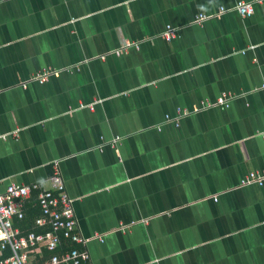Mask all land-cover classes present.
I'll return each mask as SVG.
<instances>
[{
    "label": "crops",
    "instance_id": "obj_1",
    "mask_svg": "<svg viewBox=\"0 0 264 264\" xmlns=\"http://www.w3.org/2000/svg\"><path fill=\"white\" fill-rule=\"evenodd\" d=\"M239 1L256 0H0V191L48 188L58 163L91 239L62 256L264 264V187H240L264 171V0L251 19L230 10L195 24ZM124 40L140 49L108 54ZM47 67L74 70L22 88ZM224 94L229 107L194 112ZM180 110L193 114L166 123ZM44 248L27 251L29 264Z\"/></svg>",
    "mask_w": 264,
    "mask_h": 264
},
{
    "label": "built area",
    "instance_id": "obj_2",
    "mask_svg": "<svg viewBox=\"0 0 264 264\" xmlns=\"http://www.w3.org/2000/svg\"><path fill=\"white\" fill-rule=\"evenodd\" d=\"M263 0H256L255 2L239 1L232 9L224 6L220 7L218 13L213 16L202 15L196 19L195 24L201 25L211 19H220L228 14L230 10L237 13L243 20L251 19L255 14L256 3H262ZM164 39L173 41L179 37V29L169 26L165 33ZM130 48L136 51L140 49L139 42L124 40L122 47L114 52L108 53L109 55L122 56ZM108 55L101 56V60H106ZM74 68H67L62 70H54L52 68H43L37 73L33 74L27 82L21 84L23 89H27L29 84L45 85L50 81V78L56 77L63 72H73ZM264 88V82L262 83ZM231 96V95H230ZM230 96L224 94L215 102L205 101L203 106L199 107L195 113L210 109V107L230 106ZM82 109L88 107L94 110L95 105L81 106ZM179 116L176 119L167 117L166 123L175 122L178 124L181 117L189 116L193 113L179 111ZM162 132L161 128L157 129ZM6 139V136L0 135V139ZM121 142L117 138L111 143L102 145V149L106 146L116 147ZM48 188H44L39 184L32 186L20 185L17 183L9 184L6 189L0 191V242L2 243L1 249L4 251L10 249L12 255L1 260L0 264H29L30 260L27 251L36 246H46L49 251H56L63 245V239L72 240L75 243L83 245L85 248L89 247L91 239L86 238L80 230V224L76 212V198L73 197L66 186L65 181L59 171L58 163L53 164V173L48 178ZM256 185L264 187V171L262 172H249L241 181L240 187ZM36 191V200L38 208L40 209L41 216L36 218L34 225L37 228H48L45 233H27L23 235L20 229L15 228L13 224L14 219L24 218L25 204L28 199L32 197V192ZM218 199V198H217ZM130 226V225H129ZM129 226H122L120 231H129ZM99 241L104 242L103 237H98ZM92 255L89 250H74L66 256H53L51 262L48 264H92Z\"/></svg>",
    "mask_w": 264,
    "mask_h": 264
},
{
    "label": "trees",
    "instance_id": "obj_3",
    "mask_svg": "<svg viewBox=\"0 0 264 264\" xmlns=\"http://www.w3.org/2000/svg\"><path fill=\"white\" fill-rule=\"evenodd\" d=\"M36 193H37L36 191L32 192V196H33V199L35 200V202L33 204H29V203L27 204L26 210H25V212H26L25 218L16 222V226L18 228H20L21 233L23 235H26L27 233H31V232L40 233V232H45L46 230H48V228H45V229L36 228L34 225L35 219L40 215V210L38 208V204H37V200H36ZM71 245H73V244H71V242L69 240L63 239L62 247H60L56 251H48L45 248L42 249V253L40 254V256H38L40 258L39 263L45 264L47 261L51 260L54 255H56V254L61 255L63 253V251H65L66 249H70ZM10 256H11V254L9 251H4L0 255V260H5V259L9 258Z\"/></svg>",
    "mask_w": 264,
    "mask_h": 264
}]
</instances>
